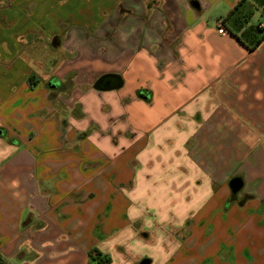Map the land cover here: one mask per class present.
Instances as JSON below:
<instances>
[{
  "label": "crops",
  "instance_id": "1",
  "mask_svg": "<svg viewBox=\"0 0 264 264\" xmlns=\"http://www.w3.org/2000/svg\"><path fill=\"white\" fill-rule=\"evenodd\" d=\"M238 1L0 0V264H264V38L217 31Z\"/></svg>",
  "mask_w": 264,
  "mask_h": 264
},
{
  "label": "trees",
  "instance_id": "2",
  "mask_svg": "<svg viewBox=\"0 0 264 264\" xmlns=\"http://www.w3.org/2000/svg\"><path fill=\"white\" fill-rule=\"evenodd\" d=\"M247 0H239L228 15L223 19L226 30L232 33L237 39L246 45L249 49L256 47L264 38V26L260 22L251 23L254 15L253 11L244 17L242 9ZM256 9L259 10V17L264 18V0H254ZM230 201L226 202L225 208L229 206ZM90 264H109L110 256L102 254L98 249L92 248L88 252Z\"/></svg>",
  "mask_w": 264,
  "mask_h": 264
},
{
  "label": "rangeland",
  "instance_id": "3",
  "mask_svg": "<svg viewBox=\"0 0 264 264\" xmlns=\"http://www.w3.org/2000/svg\"><path fill=\"white\" fill-rule=\"evenodd\" d=\"M256 7L257 6H256V3L254 0H247V1H245L244 7L242 8V9H244V11L242 12V15H244V17H246L249 14V11L250 12L253 11L254 15L251 18V23H257L258 22L257 19L259 17V10L257 11ZM222 21H223V19H222ZM260 25L263 26L262 23H260ZM237 192L238 191L232 192L233 193L232 195L235 196L237 194ZM241 195L242 194H240L239 197H241ZM230 200L233 201L231 198H230Z\"/></svg>",
  "mask_w": 264,
  "mask_h": 264
},
{
  "label": "water",
  "instance_id": "4",
  "mask_svg": "<svg viewBox=\"0 0 264 264\" xmlns=\"http://www.w3.org/2000/svg\"><path fill=\"white\" fill-rule=\"evenodd\" d=\"M105 80H109V86L110 87H114L117 85L118 80L116 79V77H112V76H106L103 78V81ZM102 86V85H101ZM241 181L239 178H234L231 180L230 182V188L233 192L238 191L241 188ZM149 260L148 259H143L142 261H140L139 264H148Z\"/></svg>",
  "mask_w": 264,
  "mask_h": 264
},
{
  "label": "built area",
  "instance_id": "5",
  "mask_svg": "<svg viewBox=\"0 0 264 264\" xmlns=\"http://www.w3.org/2000/svg\"><path fill=\"white\" fill-rule=\"evenodd\" d=\"M217 24H218V28H217L218 33L222 34V33L226 32V28L224 26L222 19L218 20Z\"/></svg>",
  "mask_w": 264,
  "mask_h": 264
}]
</instances>
